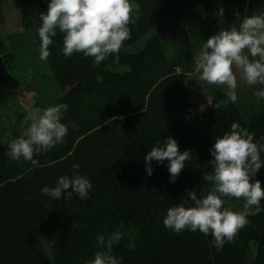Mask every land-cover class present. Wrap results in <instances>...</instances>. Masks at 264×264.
Segmentation results:
<instances>
[{"label":"trees","instance_id":"16d2710c","mask_svg":"<svg viewBox=\"0 0 264 264\" xmlns=\"http://www.w3.org/2000/svg\"><path fill=\"white\" fill-rule=\"evenodd\" d=\"M11 2L21 12L19 35L29 34L39 49L40 14L47 13L50 0ZM131 2L140 12L139 19L129 25L131 38L118 54L85 73L55 102L68 105L61 121L69 125L64 142L35 157L40 166H34L12 161L0 135V264H86L101 250L96 235L116 230L127 234L113 248L121 264H264V210L250 215L248 225L220 249L211 235L188 229L176 233L163 224L170 207L194 206L186 190H194L200 199L206 196L212 185L203 180V174L212 173L214 159L209 150L234 122L264 143V101L249 118L237 102L219 109L202 107L188 94L191 90L200 97L201 93L194 84L187 92L180 76V72L195 71L193 57L210 36L221 29L239 28L244 16L264 12V0ZM221 7L222 23L216 15ZM169 19L172 32L185 26L191 38L189 50L178 51L173 60L162 43ZM151 29L157 35L143 47H134ZM14 37L0 35V49ZM62 48L63 34L58 32L46 61L57 80L64 79L66 70L82 55L65 57ZM1 53L0 94L12 81ZM209 90L213 104L226 99L223 86ZM169 136L181 152L191 150L192 154L175 182H170L167 161H153V173L148 176L143 159ZM74 164L92 184L89 199L74 194L67 202L42 194L41 189L54 187L60 176L75 175ZM253 179L264 187V167ZM224 199L225 207L238 204L234 211H242V199ZM260 206L264 209V200ZM129 240L135 242V249L128 247Z\"/></svg>","mask_w":264,"mask_h":264},{"label":"clouds","instance_id":"9594fccd","mask_svg":"<svg viewBox=\"0 0 264 264\" xmlns=\"http://www.w3.org/2000/svg\"><path fill=\"white\" fill-rule=\"evenodd\" d=\"M139 15V6L131 0H50L47 13L40 14L39 58L48 60L49 46L59 32L63 34L65 57L83 53L85 57H93L94 64L99 65L109 55L120 52L124 42L131 38L129 25L134 24ZM216 15L222 23L224 9L221 7ZM235 15L239 20L240 13ZM193 60L194 70L199 73L201 81L226 89V99L214 104L208 101L214 109L237 102L239 81L249 86H264V12L244 16L239 28L221 29L210 36ZM255 94L264 99V88ZM67 110L68 105L62 103L49 106L42 113L39 109L31 112L24 120L26 127L8 144L7 156L12 161L23 160L40 166L35 157L62 144L69 132V125L61 122ZM71 127L77 130L74 122ZM209 151L214 157L210 161L213 171L204 173L203 180L211 183L210 190L202 199L194 190H186L194 206L180 204L170 207L163 224L176 233L188 229L211 235L214 246L220 249L248 225L250 215L264 210L260 206L264 200V187L260 180L253 179L264 167L261 159L264 143L255 141L254 133L234 122L231 130L217 138ZM191 155V150L181 152L177 141L169 136L144 156L146 174L152 175L153 161L159 164L167 161L170 182H175ZM72 168L75 175L60 176L54 187H43L42 194L57 200L63 197L67 202L74 194L82 200L89 199L90 180L78 173V164ZM225 197L242 199V211L225 207ZM126 235L120 230L107 235L98 233L97 248L101 250L86 264H121L120 258L113 255V248ZM128 247L135 249V242L129 240Z\"/></svg>","mask_w":264,"mask_h":264},{"label":"rangeland","instance_id":"374dc122","mask_svg":"<svg viewBox=\"0 0 264 264\" xmlns=\"http://www.w3.org/2000/svg\"><path fill=\"white\" fill-rule=\"evenodd\" d=\"M172 26V20H167L164 25L165 33L162 35V43L168 56L173 60V56L178 51L189 50L191 38L185 26H180L175 32H172ZM22 30L20 8L13 6L11 0H1L0 34L3 37L15 35L9 44L0 49L1 59L12 76V81L7 87L11 90L14 89V93L11 95L0 94V135L6 151H8L10 141L17 138L26 127L24 124L26 116L37 109L42 113L47 107L54 106L56 100L70 90L85 73L103 64V62L99 65L94 64L93 57H85L82 53L79 62L66 70V77L57 80L52 76L46 61L40 60L35 40L29 34L19 35ZM156 31L155 29L149 30L135 43L134 47H143L148 39L157 35ZM180 76L188 85L187 92L194 84L201 96H196L191 93V90L188 94L200 101L202 107L205 106L210 101L209 89L215 85L199 80V73L195 71L192 73L180 72ZM261 88L264 86H249L245 82L239 81L237 103L244 117L249 118L261 108L264 99L255 94ZM238 207V204L230 205L232 210L238 209ZM45 249L48 253L49 246L46 243ZM252 250H254V246H252Z\"/></svg>","mask_w":264,"mask_h":264},{"label":"crops","instance_id":"0c3cea01","mask_svg":"<svg viewBox=\"0 0 264 264\" xmlns=\"http://www.w3.org/2000/svg\"><path fill=\"white\" fill-rule=\"evenodd\" d=\"M0 35H1V34H0ZM2 37H3V36H2ZM5 37H6V36H5ZM11 88H12V87H11ZM9 89H10L9 87H6V88H5L4 91H5V94H6V95H11V94L14 93V92H13L14 89H12V90H11V89L9 90ZM209 97H210V96H209ZM210 101H211V97H210ZM205 102H206V101H205ZM207 104L209 105V103H207Z\"/></svg>","mask_w":264,"mask_h":264}]
</instances>
